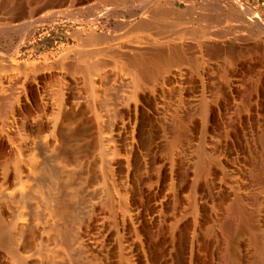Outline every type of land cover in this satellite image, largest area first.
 Listing matches in <instances>:
<instances>
[{"label":"bare ground","instance_id":"6f19581e","mask_svg":"<svg viewBox=\"0 0 264 264\" xmlns=\"http://www.w3.org/2000/svg\"><path fill=\"white\" fill-rule=\"evenodd\" d=\"M42 1L12 0L24 12L16 18L6 14L8 4L0 0V34L19 26L35 29L33 17ZM160 2H146L156 6L154 11L146 3L131 4L126 32L138 36L124 45L115 37L109 51L110 61L125 67L128 78L114 76L107 61L94 60L97 49L79 51L71 62L45 57L33 64L20 59L19 46L0 53V264H29L26 258L34 250L21 243L31 226L21 209L28 202L20 203L34 183L37 161L53 152L65 156L64 169L74 172L63 171L78 179L77 197L70 195L79 203L66 207L70 220L53 248H60L58 255L77 257L75 264H264V59L252 70V62L232 56L264 45V37H253L255 31L264 34V19L250 14L252 28L248 23L210 27L215 21L209 20L186 33L200 39L195 42L174 30V23H164L167 6ZM183 18L177 16L179 22ZM109 38L92 31L84 44L100 45ZM199 50L205 55H197ZM60 62L72 77L63 83L65 91L50 92L46 81L56 78L52 65ZM108 68L113 75H97ZM185 68L205 71L193 77ZM8 71L19 75L13 78ZM81 81L92 95L97 85L114 88V108L106 106L112 118L101 126L97 120L95 132L92 124L110 92L102 98L99 90L106 100L100 104L98 99V111L91 93L88 103L84 90L77 91ZM145 131L154 133L149 143L148 134L143 140ZM111 224L115 234L109 233Z\"/></svg>","mask_w":264,"mask_h":264},{"label":"rangeland","instance_id":"374dc122","mask_svg":"<svg viewBox=\"0 0 264 264\" xmlns=\"http://www.w3.org/2000/svg\"><path fill=\"white\" fill-rule=\"evenodd\" d=\"M11 1L12 0H5L6 5L8 4L7 6L4 7L7 10V11H5L6 14L9 17L21 18V16L24 13L20 9L21 6L19 5V7H18L17 6L18 4L16 2H15V4H13L14 2H11ZM63 1L64 0H48V1L44 0V2L42 1V3H40L41 6L38 4L37 5L38 7H36V9H35V10L38 9L37 10L38 12H36L35 16H34V17H36V16L37 17L36 18L33 17V25H34L35 29L31 30V28H33V27L25 29V28H20V26H19L17 28V30L16 29L14 30V32L12 30V32H9L7 34H5V33L0 34V53H7L10 51L13 52L17 49L16 47L19 46V47H21L20 48V51H21L20 55L22 54L20 56V59L24 62H27V63L29 62V64H31V63L33 64L35 62L37 63L38 60L40 61V60H43L46 58L49 59V61H55L56 59L57 60L58 59H60V60L66 59L67 61L71 62V60L73 61L77 58L78 53H80L79 51H87L89 53H92V51L95 52V50L97 49L98 51H100V54H97V56L94 57V60L100 61V62L105 61L104 63H106V61H107L108 63L106 64V66H108V64H110L108 67L111 68L113 66L112 70H114L116 72V73H113V74H115L114 76L117 75L118 77H121V78L122 77L128 78V75H127L128 70L125 67H118V65L116 64L118 67V68H116L115 63L113 62L114 63V65H113V63L110 61V60H112V58H111L112 56H110L109 51L114 48V44L116 43L117 39L119 40L118 43H120V41H121L120 39H122V41L120 43L122 45H124L125 41L127 42L125 44H130L135 39L136 36H134V35H137L136 33L131 34V33L126 32V29L128 28V19H130L129 8H130L131 4H135V5H142L143 4V5H145V3L148 0H133V1L132 0H71V1L68 0V2H70L71 5L68 2H66L67 0H65L64 2ZM164 1L165 2L167 1L166 2L167 4ZM59 2H61V4H59ZM5 3H4V5H5ZM53 3H55V4H53ZM125 3H127V4H125ZM48 4H50V6ZM62 5H63V7H62ZM160 5H163L164 8L167 6L166 10L168 12L167 15L169 17L167 16V18H164V20H163V21H165L164 23H166L168 25L174 23V27H175L174 30L180 29L178 31L181 32V30H182V33H184V35L186 33H188V31L193 29V28L199 27L201 25H209L210 24L209 20L215 21V22H212L211 25H209L210 27L211 26L220 27L219 25L223 26L226 24L237 25L239 23H248V24H250V28H252V26L254 24H253V20H252V17L250 16V14L253 13V14L257 15L259 18L262 17L264 19V0H161ZM10 6H11V8H9ZM146 6H147V9L149 11H154L156 9V6L152 3H149V4L146 3ZM149 6H151V7H149ZM61 7L64 10L63 12H62ZM68 9H70V10H68ZM114 9H118V10L120 9L119 11H121V12L119 14L114 13L113 12ZM16 11H17V13H16ZM39 11H41V12L39 13ZM57 11L59 12L58 13L59 16L56 13ZM69 11H70V13H69ZM50 12H52V13H50ZM48 15L50 17H48ZM55 16H57V17H55ZM177 16H183L184 18L179 22L177 20ZM40 17H42V18L40 19ZM54 17H55V19H54ZM211 18H213V19H211ZM27 20H28L27 18L24 19V21H27ZM51 20H53V22ZM96 21H100L101 23L99 25H96V27L98 26L96 29H93V28H95L94 23ZM175 25H179V26H175ZM176 27H177V29H176ZM27 29H28V31H27ZM29 29H30V31H29ZM25 31H27V32H25ZM92 31L97 33V34H100L101 32L107 33L108 38L110 37L109 38L110 41L107 40V41L101 43L100 45H92V44H88V43L84 44V41L86 40L87 36ZM184 31H187V32H184ZM23 32L27 33L28 36L24 35ZM31 32L33 34L30 35ZM255 32H256L255 36H253V37L256 40H262L264 37V34H259L257 31H255ZM127 33L129 35H127ZM120 34L121 35L124 34V36H120ZM125 34H126V36H125ZM118 35H119V37H118ZM186 36L187 37H185V36L184 37L187 38V40L190 38L189 39L190 41H192V40L194 41V39H195V38L194 39L192 38L193 36L189 37L188 34H186ZM112 37H114V38H112ZM131 39H132V41H131ZM113 40H115V41L113 42ZM197 40L199 41L200 39H195V42H197ZM195 44L196 43H194L193 46H196ZM255 47L256 48H252V50H246V51H241V52H237V51L232 52V56H234L240 62H244V63L248 62V61L252 62V64L255 67L252 66L249 69L253 70V68L257 67V63H255V62H257L261 59H264V45L261 43L259 45H256ZM196 50H198V49H196ZM4 51H6V52H4ZM101 51H102V53H101ZM104 51H105V53H104ZM194 51H195V49H194ZM201 51L203 54L201 53ZM201 51L198 52L197 55L201 54L200 56H204L205 51L204 50H201ZM53 54H55V55H53ZM215 55L217 58H219V60H222V57H221L222 54L221 53H216ZM43 56H44V58H43ZM107 59L110 61V63ZM94 60H92V61H94ZM101 60H103V61H101ZM61 63L62 62L54 63L52 65L53 71L55 68L56 78L54 77L53 80H49L50 82L46 81L47 89H48V91L50 90V92H57V91H60L61 89L62 90L66 89V85H63V83L67 82L68 79L72 77V75L69 73L68 70H66V69L62 70L61 69V68H63L62 66H60ZM109 68L107 69L108 71H106V70L104 71L103 70L104 68H103L102 73H100L101 72V70H100L99 72H97V75L100 74V76L101 75L103 76L105 74H110V73L112 74V72H114V71H112V70L110 71ZM185 69L186 70H184V72L185 73L187 72V74L189 76H193V77H196V74L200 75L203 71H205V70H203L204 68H200V69H187V68H185ZM259 69L260 68H257L255 70H259ZM117 70L120 72H118ZM218 71H220V69L213 70V72H215V73ZM8 72H10V76L12 75L13 78L15 75H16L15 77H17V75H19V73L16 71H13L15 73H13L11 71H8ZM65 72L69 73V74H67L68 75L67 78H65ZM117 72L120 73V75H118ZM57 74H59V75H57ZM69 75H71V77ZM97 75H94L95 79H97V77H99ZM59 78H60V80H59ZM65 79H67V80H65ZM62 80H64V81H62ZM85 86L86 85L84 84V82L81 81L80 85L77 88L78 89L77 91H80V93H82V91L84 90L83 94H82V95H84V97L86 94H87L86 95L87 98L90 97L92 99V97H94L93 99L95 101L93 99H92L93 100L92 101L89 98L88 103L91 100L90 103L95 104V106L98 108V106H97L98 103L101 104V101L103 102V100H106V99H102V98H107L106 94L108 93V91L110 93L107 95H109L108 97L111 99L110 101H112V102H110L109 98H107L108 101L106 100L104 102H107V103L109 102L108 103L109 105L107 103L103 104L104 102L102 103V105L99 104L100 107L103 106L101 108L104 110H102L101 108L97 109L98 111L102 110V112H100L102 115L100 114L101 115L100 118L94 120V122H93L94 125L92 124L91 131L94 129L92 132H95V131H98V129H99L97 127V126H99L98 124H100V126L103 125V123H105L104 125H107L109 123V120H111V118H112L111 115L113 113H112L111 109L114 108L111 106L113 104V99H112L113 97L112 96H114L115 94L111 91L114 88L112 86H109L110 89L112 88L110 91V89L107 86H105L106 87L105 88L104 86L98 87V85H97V88L95 87V90L96 91L98 90L97 91L98 93H96V91L93 90L94 92L92 95L91 92L86 93L88 89H86ZM58 87H60V89ZM85 89H86V91H85ZM99 90H100V94L103 93L102 98L99 94ZM106 91H107V93H106ZM89 93H91L90 95H92V96L89 95V97H88ZM94 93L97 95V97L94 95ZM99 98H100V101L98 102ZM55 102H57V101L55 100ZM126 104L124 103L125 106H127ZM124 105H122V107H124ZM106 106L112 107L111 109H110V107H108V109L111 111V115L109 114L110 111L108 112V110H106L107 109ZM105 115H106V117H105ZM101 117H103V118H101ZM104 118H107L106 120L108 122ZM97 120H99L101 123H99ZM96 122H98V124H95ZM146 135H147V139L145 138ZM151 135H154V133L151 131H147V132L145 131L143 133V138H144L143 140L145 141V139H146L147 143H149L153 139V136H151ZM2 152H4V148L0 147V157H1ZM93 152H94V150H93ZM62 156H64V155L56 154V152H53V153L49 154V157H47V159H45V161H43V160H42L43 162L40 160L37 161V163L38 162L40 163V167L38 166L39 164L37 165V163H36V167L32 172V174H35L34 176L36 177V179L32 175L34 180L33 179L30 180V183L34 182L36 185L34 183L33 184L31 183L34 186L29 184V185H31L32 189L30 188V186L29 187L27 186L28 187L27 191L29 194V195L27 194L28 198L25 197L24 198L25 201H24V199L22 200V201H24V203H22V201L20 203V205H22V204H25L26 202H28L26 204V206L25 205L21 206V209L23 207L22 211L24 212L26 222L28 221L27 222L28 225L31 223L30 224L31 226H29V228L26 230L25 235L26 234L27 235L25 236L24 241L22 240L21 243L22 244L25 243L23 246L29 247V250H32L31 248H33V250L35 251V253H34V251H32V252L30 251V253H32V254L34 253L33 256H32V254L29 253V255H31V257H33V258H31L30 256L26 258L27 261H29V264H65V263L66 264H73V261H71V259L75 260L74 261V264H75L78 261L77 257H75L77 259L76 260L74 257H71L68 255L67 257L70 258V260H69L68 258H66L67 254H65V253H63L65 256H63L62 253H61L62 255H58V254H60V251L58 252L57 250H60V248H58V249L56 248L57 250H54L55 249L54 247L55 246L57 247V245H55L57 239L59 240L61 238L60 233L62 232L63 228L68 224L67 222L70 220V218H69V214L71 212L70 210L76 208L78 206V203H79V202L77 203V201H76L78 198L74 199V197H77L76 196V189L78 187L76 186V182L78 183V179L76 176H74L75 173H72L73 178H70L71 174L66 175V172L69 171L68 173H71L73 170H70V167H66V166H65L66 169H64L66 158H64L65 156L64 157H62ZM49 158H52L53 160L50 161ZM58 159H60V161ZM47 161H48V163H47ZM56 162H59V163L61 162V163L57 164ZM63 163H64V165H63ZM60 167L62 168V170L59 169ZM67 168H69V169H67ZM38 169H40V170H38ZM63 170H66V172ZM34 172H36V173H34ZM61 172H62V174H61ZM71 184L72 185L74 184L73 186H75V189H74L75 191L73 190L74 187ZM30 191L32 194L29 193ZM71 192H73V193H71ZM70 194L73 195L74 197L71 196ZM71 198H73V200ZM71 200L73 202L75 201L77 204L73 205ZM100 200L101 199H99L98 201L100 202ZM63 204H64V206H61ZM66 207H67V209H70L68 212L66 210ZM59 209L63 210V211H59ZM26 210H27V212H25ZM62 212H63V214H62ZM64 212L66 215L64 214ZM56 213H58V217H57ZM54 214H56V215H54ZM59 215H61V216H59ZM55 219H56V221H55ZM58 219H61V220L58 221ZM30 220H32V221L30 222ZM62 220H64L66 222V224L63 223L64 221H62ZM54 222H55V224L58 223L62 228H60V226H57L58 224L55 225ZM51 223L53 225H51ZM62 223H63V225H61ZM111 225L112 226H110V228H109V231H110L109 233L112 232L111 234H115L114 232L116 231V225H114V224H111ZM29 230L31 233L32 232H34V233L30 234ZM60 230H61V232H60ZM27 232H29V233H27ZM95 232H97V230ZM33 234H35V235L33 236ZM27 237H29V239ZM32 237H34V238H32ZM26 239H27V242L29 240L28 243L25 242ZM43 240L46 241V244H44L45 241H43ZM48 241L51 243H49ZM47 242L50 244V246H48ZM52 243H54V245ZM28 244H30L31 247ZM51 244H52V246H51ZM47 246H48V248H47ZM56 251H57V254H56ZM57 255L59 257H57ZM64 258H66V259H64ZM62 259L64 262L62 261ZM69 261H70V263H68ZM12 263L13 264H15V263L20 264V262H15V263L11 262L10 264H12ZM21 264H23V263L21 262Z\"/></svg>","mask_w":264,"mask_h":264}]
</instances>
